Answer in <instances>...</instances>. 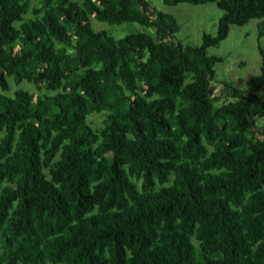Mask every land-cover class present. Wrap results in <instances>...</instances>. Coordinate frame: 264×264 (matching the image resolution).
<instances>
[{
  "label": "trees",
  "instance_id": "trees-1",
  "mask_svg": "<svg viewBox=\"0 0 264 264\" xmlns=\"http://www.w3.org/2000/svg\"><path fill=\"white\" fill-rule=\"evenodd\" d=\"M32 1L0 0V264H264V50L248 89L208 53L264 0H164L224 12L199 47L152 0Z\"/></svg>",
  "mask_w": 264,
  "mask_h": 264
},
{
  "label": "rangeland",
  "instance_id": "rangeland-1",
  "mask_svg": "<svg viewBox=\"0 0 264 264\" xmlns=\"http://www.w3.org/2000/svg\"><path fill=\"white\" fill-rule=\"evenodd\" d=\"M151 3L158 11L171 14L177 19L181 28L178 39L191 46H201L204 35L216 36L220 20L224 15V12L216 4L199 6L179 4L169 7L164 4V0H152ZM39 7L40 0L32 1L31 14L25 19H32L34 17L32 11ZM259 23H264V20H253L244 27L232 26L228 38L218 48L208 50L210 56L226 58L224 63L217 64L215 68L217 81L231 83L240 89H248V81L252 77L262 74L263 56L259 47L264 50V37L259 38ZM92 26L96 31H106L116 39L143 30L138 24L111 26L95 20H92ZM10 85L11 91L6 93L8 96H13L20 89L34 93L36 96L42 94L33 85L27 83L17 85L13 80H10ZM259 95L264 99V89ZM104 121V114L93 115L88 124L99 133L104 127ZM258 124L264 125V119L260 120ZM2 138L3 133L0 132V140ZM140 184L138 182L139 186Z\"/></svg>",
  "mask_w": 264,
  "mask_h": 264
}]
</instances>
